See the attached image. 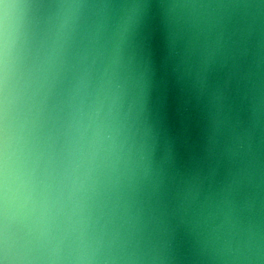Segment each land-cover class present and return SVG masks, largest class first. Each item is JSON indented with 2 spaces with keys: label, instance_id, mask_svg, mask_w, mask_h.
<instances>
[{
  "label": "clouds",
  "instance_id": "9594fccd",
  "mask_svg": "<svg viewBox=\"0 0 264 264\" xmlns=\"http://www.w3.org/2000/svg\"><path fill=\"white\" fill-rule=\"evenodd\" d=\"M0 264H264V0H0Z\"/></svg>",
  "mask_w": 264,
  "mask_h": 264
}]
</instances>
